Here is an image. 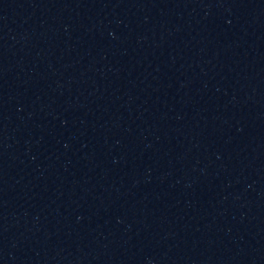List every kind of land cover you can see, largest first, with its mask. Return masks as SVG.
Returning a JSON list of instances; mask_svg holds the SVG:
<instances>
[{
  "label": "water",
  "instance_id": "water-1",
  "mask_svg": "<svg viewBox=\"0 0 264 264\" xmlns=\"http://www.w3.org/2000/svg\"><path fill=\"white\" fill-rule=\"evenodd\" d=\"M0 264H264V0H0Z\"/></svg>",
  "mask_w": 264,
  "mask_h": 264
}]
</instances>
